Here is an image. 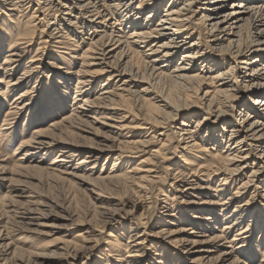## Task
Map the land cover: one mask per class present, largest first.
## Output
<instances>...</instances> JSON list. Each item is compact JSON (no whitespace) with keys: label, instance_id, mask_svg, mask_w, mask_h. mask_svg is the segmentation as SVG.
<instances>
[{"label":"bare ground","instance_id":"bare-ground-1","mask_svg":"<svg viewBox=\"0 0 264 264\" xmlns=\"http://www.w3.org/2000/svg\"><path fill=\"white\" fill-rule=\"evenodd\" d=\"M163 4L164 13L152 24ZM0 7L20 17L31 12L33 22L37 21V25H41L44 31L53 27L47 38L59 45V49L63 50L58 51L61 55H69L67 50L71 49V46L74 47L78 41H89L87 49L77 58L84 61L81 69L74 73L64 71V77L59 84L66 85L72 78H76L77 90L73 97L76 101H73L75 108H72V115L60 123L52 124L48 130L34 129L30 139L18 148V151L21 150L19 160L37 157L44 151L47 153L41 155L45 156L61 145L62 150L57 153L51 165L55 172H61L63 169L64 173L76 178L79 176L72 173L73 171H67L77 155H84V158L76 163L74 172L92 171L102 158L107 160L115 156L110 171L96 180L129 181L137 196L131 203H121L123 207H130L127 216L138 209L143 210L150 204L152 191L157 188V207H161L165 212H172L167 216L169 219L161 221L162 224L167 223L170 226L176 222L188 223L189 227H181L175 231L163 228L155 236H151L146 229L127 232V240L120 244L122 246L117 254L109 256L112 263L107 260V264H142V258L149 251L148 243L153 244L155 252H158L157 259L151 258V264H180L174 257L169 262L166 259L169 256L167 249L157 246L159 242L156 238L164 235L168 236L162 241L165 245L179 250L184 255L198 257L191 259V264H250L263 243L258 242L250 247L249 236H243L251 234L252 229L260 226V223V236H264V0H0ZM134 10L136 11L133 12ZM199 10L202 13L200 18L196 19ZM144 11L148 12L142 17ZM118 13H122L121 22L119 18L116 19ZM6 16L9 17V14ZM124 22L128 25L127 31L123 28ZM4 32L0 30V51L5 44ZM68 33L78 40H72V43ZM195 33L198 34L197 38H194ZM86 35L88 37H85ZM30 39L28 35L10 44L7 50L10 54L4 56L10 58H4L6 68L0 77V85H5L3 91L0 87V99L2 97L4 100L3 96L8 94V90L32 82L31 77L37 71L30 67L26 66L27 69L19 77H12L11 73L26 54V48L31 45ZM132 46L143 58V69L140 71L132 65V57L128 54V47ZM178 55L179 61L172 66ZM61 58L63 57L59 56V59ZM53 65L47 63L49 68L54 69ZM57 70L62 68L57 67ZM102 77L105 79L100 85L101 92L99 91L97 98L91 100L92 87H87ZM155 82H169L195 91L197 87H193V84L198 83L206 85L207 89L201 97L195 98V102L174 103L155 92ZM33 87L26 86L16 96L11 105L12 110L8 111L9 116L35 104V98L31 95ZM133 94L137 101L151 102L153 111L161 114L159 119L152 120L154 125L149 127L161 128V139L152 136L135 141L131 138L138 128L144 125L130 119V109L126 101L128 96ZM59 100L58 96L52 100L57 102L50 107V114L60 111L64 103H58ZM196 107L201 110L202 117L192 126L190 123H193V117L187 113ZM103 112L106 114L105 118H98ZM39 114L40 112H37L35 116ZM178 117H184L179 124L176 123ZM228 119L231 121L228 122ZM8 121L4 120L0 126V136L11 129ZM83 122L99 125L115 137L112 140L105 137L96 146L69 150L68 146L74 145L63 140L62 136L68 133L66 129H78ZM60 125L64 127L61 129L58 127ZM54 131L59 133L58 137L51 134ZM169 136L171 144L167 139ZM116 138L125 139L120 143L130 147V151L119 147L120 144L116 147L110 145V141H117ZM161 142V148L169 143L168 149L163 151L158 148L150 151V157L141 160L138 167L120 175L119 172L125 164H130L150 146ZM177 150L179 152H176ZM209 151L215 154L209 155ZM178 155L183 157L181 164L180 160H177ZM188 155L203 162L196 164L187 158ZM202 156H211L212 163L205 164ZM29 168L41 167L37 164L17 166L14 173L18 175L21 170ZM216 178L218 183L211 191V198L216 201L208 202L211 207L207 208V211L199 208L190 210L194 204L192 199L201 195V190L206 189L210 183L214 184L212 180ZM13 181L8 170H0V182L11 184L14 194L1 197L0 209L6 207L5 211L7 208H14V204L19 202L15 198H26L24 189L19 188L18 184H13ZM234 183H238V192L225 199L228 186ZM248 192L251 194L250 199L244 200V195ZM171 193H174V200L179 206L170 203ZM258 198L263 201L260 202ZM253 201H259V206L262 207L257 214L254 210V213L249 215V218L255 216L250 226L248 222L251 220H247L245 224L244 213L250 210ZM214 204L218 208L212 207ZM230 205L233 206L231 212ZM103 212L101 229L85 228L76 234L74 242L61 248L64 251L65 264L86 263L79 261L84 260L86 256L90 257L99 245V237L103 231L119 222L116 213L105 210ZM17 214L20 219L33 226H40V220L44 217L43 213L42 215L31 209ZM141 216L140 214L139 217ZM127 218L126 221L131 223L132 217ZM138 219V225H146L149 218H144L145 223L143 219ZM220 223L221 229L212 234L197 231L202 227L201 230L208 229L209 232ZM2 232L1 230L0 239ZM107 237L115 240L111 244V250L118 242V235L110 234ZM9 250V244H0V260ZM262 250V258L257 264H264V248ZM172 256L176 254L172 253Z\"/></svg>","mask_w":264,"mask_h":264},{"label":"rangeland","instance_id":"rangeland-1","mask_svg":"<svg viewBox=\"0 0 264 264\" xmlns=\"http://www.w3.org/2000/svg\"><path fill=\"white\" fill-rule=\"evenodd\" d=\"M6 10V8L0 7V30L5 31V44L2 47V51H0V77L3 76L6 68V65H4V56L10 54L7 53L10 44H13L15 41H17L18 38L28 35L31 37V45L26 48V54L17 64L15 70L11 73L12 77H19L24 72V70L27 69L25 68L26 66L37 72L33 73L34 77H31V83L29 82L28 85L18 87L17 89L8 90V94L3 96L4 100L2 99V97L0 99V104H2V108L0 109V126L4 123V120H9L8 122L11 126H9V128L11 129L5 131V134L0 136V170L6 169L11 173V177L14 179L13 184H18L19 188L24 189V197H26L19 200L18 198H15V200L19 202L14 204V208H7L6 211V207L0 209V227H3V229H0V231H3L1 234L2 239L0 240L2 241H0V244H4V246L9 244L10 247L8 254L2 257L3 259L1 258L0 264H65L63 259L64 251L61 250V248L65 244L74 242L76 234L85 228L101 229L104 210L116 213L119 222L111 225V227H108L103 231V233L99 237L100 243L96 247L95 251L90 257L86 256L85 259L80 260L79 263H83L85 261L86 263L83 264H107V260L109 262L111 261V258L109 256L113 257L114 254H117L120 249L119 247L122 246H120V244H124L127 240V232H130L133 229H138V231H145L146 229L148 230V233L151 234V236H155V234L163 228L166 230L169 229V231H175L181 227H189L188 223L180 224L179 222H176L174 223V225L170 226L167 225V223L164 225L162 224L161 221L169 219L167 216L172 212L171 210L165 212L161 209V207H157V197H159L157 188L152 191L153 194L151 195V203L148 204L150 207L146 205L143 210L138 209L134 211V213H132L130 216H127V211H130V207L129 205L127 207H123L121 203L123 201L131 203L135 201L137 196L135 189L129 184V181L126 179L123 180L122 178V180L118 181L96 180V178H98L99 176H105L106 173L110 171L115 160V156L107 160L106 158H102L95 164V169H92V171L83 172L82 170H80L74 172L73 169L75 168L76 163L81 158H84V155H77L76 157H74L73 162L70 163L68 168L69 170L67 171H73L72 173H75V175L79 176L76 178L72 175H67L66 173H64L63 169L61 170L62 173L60 172V170L59 172H55L53 166L51 165L57 153H60V151L62 150L61 145L55 147L53 152L48 153L45 156L41 155L43 153H47L44 151L41 154L37 155V157H28L25 161L19 160V156L21 157V150L18 151V148L24 142L30 139V137L33 135L32 132L34 131V129H40L42 131L48 130L50 129V126L52 124L60 123V121L62 122L72 115V108H75V104H73V101H76L73 99V97L75 96V91L77 90L75 88L76 78H72L73 80L68 81L66 85L60 86L59 84L62 82L61 79L64 77V71H70L74 73V71L76 72L81 69L84 61L77 60V58L80 57L82 52L87 49V44L89 43V41L86 40V43L78 41L79 43L77 42L74 47L71 46V49L67 50V53L69 55H61L58 51L62 52L63 50L59 49V45L51 42V40L47 38V34H51V30L53 29V27L48 31H44V28L41 25H37V21L33 22V20L31 19V12L27 13V16L20 17L19 15L10 14ZM162 10H165V4H163L152 24L156 23L159 20L161 15L164 13L162 12ZM135 11L136 10H134L133 12ZM147 12L148 11L142 12L141 16L145 17L147 15ZM201 13V10H199L195 18H200ZM7 14H9V17L6 16ZM116 16V19L119 18V22L123 20L121 17L122 13H118ZM10 21H12V23ZM124 23L125 25L124 27H122L127 31L128 25H126V22ZM197 35L198 34L195 33L194 38H197ZM85 37H88V35H86ZM68 38L71 39L72 43V40L76 39L75 36L69 33ZM77 40L78 39H76L75 41ZM203 44H205L204 41ZM129 49H131V51ZM136 52L137 50L135 47H128V54L132 57L131 63L134 67H136V69H139L140 71L143 69V58ZM59 56L63 58L59 59ZM8 58L10 57H6L5 60ZM72 58L76 59L73 60ZM179 58L180 57L178 55L173 60L172 66L177 64ZM47 63H53L54 69L49 68V66H47ZM57 67H61L62 70H57ZM242 72H244V70H242ZM104 79L102 77L98 79V81L93 83V85L87 87H92L90 95L91 100H94L99 96L101 92L100 85L103 83ZM26 86H30L31 88L34 86L31 95L35 98V104L30 108L26 107L25 109L9 116L8 111H10L9 109H11L12 103L14 102L16 96L21 91H23ZM153 86L155 92L162 94V96L172 100V102L174 103L183 101L195 102V98L199 96L201 97L207 89L206 85H201L198 83L193 84V87H197L196 91L195 89H185L181 85H175L169 82H155L153 83ZM0 87L2 88L1 91H3L5 85L2 84L0 85ZM193 91L195 94H193ZM55 95L60 97L58 103L60 102L64 104L61 109H59L60 111H55L53 114H50V107L52 105H55L57 102L52 101L55 100ZM126 105L130 109V119H132L133 122L136 123H144V125H141L138 128V131L131 136L133 140L141 141L144 139H149L152 136L155 139L162 138V136H159L160 133H163V130L161 128L157 127L149 129L151 124L154 125L152 120H157L159 119L158 116H161L159 112L153 111L151 102L139 100L137 101V97H135V95L133 94L132 96H128ZM190 110L192 111H189L187 115L193 117V123H190V125L194 126V122L202 117L200 116V114L202 115V112L197 107ZM37 112H40V114L38 116H35ZM197 115L199 116L195 118V116ZM105 116L106 114H104L103 112V114H100L97 117L105 118ZM183 118L184 117H178L176 123L179 124L183 120ZM100 120L102 121V119ZM229 121H231V119H228V122ZM62 125L58 127H64ZM69 129H66L68 133L65 134L64 137L62 136V138L63 140L70 142L75 146L74 147L67 145L69 150L72 151L81 147L96 146L101 143L102 139L105 137H108L109 140L110 138L112 140V138L115 137L103 127L92 123L83 122L78 129ZM51 134L57 137L59 135L57 131H54ZM167 139L168 141H170L171 136H169ZM116 140L117 141H110V145L116 147L119 146L118 144H120L121 146L119 147H123L122 149L130 151V147L120 143L125 139L116 138ZM160 144H162V142L159 144H153L148 150H145L141 155H138L135 159H133L130 164H125L126 166H123L122 171L119 172L120 175L124 174L125 171L128 172L131 171L134 167H138V164L141 160L150 157V151L158 148L165 151L169 147V143L164 144L162 148L160 147ZM176 152H179V150H177ZM209 152V155L212 154L213 156L215 154V152L213 151ZM202 157L205 160V164H211L213 161V158H211V156ZM177 158L178 162L180 160L179 163L181 164L183 157L178 155ZM187 158H190V160H192L196 164L203 162L200 161L201 159H194V157H192L191 155H188ZM42 159L44 160L38 164L37 162ZM36 164L41 168L23 169L21 170L22 172H19L18 175L14 173V168L17 166H29ZM218 178H216V180H212L215 182L214 184L210 183L206 189H202L201 195L197 196V198L192 199L194 204H192L193 206L190 207V210L199 208L207 211L206 209L211 207L208 206V202L210 200L212 202L216 201L215 198H211V195H213L211 194V191L214 190V187L217 185ZM90 180H92V182H90ZM11 186L12 185L7 182H0V199L4 198V196L14 195L11 189L13 188V186ZM237 186L238 183H234L232 184V186H228V191L226 192L224 198L227 199L232 195V193L238 192V190L236 189ZM260 194H262V192H260ZM250 195V192H248L247 195H244V200H249ZM170 197V203L179 206V203L174 200V193H171ZM254 201H257V197L254 198ZM254 201L251 202L252 204L250 210L244 213V220H246L245 224L247 223V220H251V222H248L250 226L255 220V216H253V218H249V215L251 216V214L254 213V210H256V214L259 212V208L262 207L261 205L259 206V203L263 200H260V202L258 201L257 203H254ZM262 203L264 205V202ZM212 207L218 208V206H216L215 204ZM30 209L38 212L39 214H44H42L44 217L40 220V226L28 225V221L19 218L20 216L17 214V212ZM229 209L231 212L233 210V206L230 205ZM140 214L142 215L141 217H139ZM126 216L132 217L131 223H129V221H126ZM161 216L163 219L161 218ZM138 218H140V220L143 219V223L146 222L144 218H149L147 221L148 223L146 225H138ZM221 226L222 224L220 223L219 225L215 226L214 230H211L209 232L208 229L201 230L202 227L197 231L202 234H212L215 232V230H220ZM261 226L262 223H260V226H255L252 229L251 234L247 233L243 236H249L248 245L250 247L252 245H257L258 242L263 243L261 244L260 249H258L256 256H253V260H251L252 262L250 264H257L262 258L264 236L263 238H261L260 236ZM110 234L114 236L118 235V242L116 243V245L112 246L111 250V244H113L115 240H113V238L111 239L107 237ZM166 237L168 236L164 235L162 237L158 236L156 238V241L159 242L157 246H159V248H162L163 246V248H166L169 253L168 258L166 259L171 262V258L174 257V260L177 258V261L181 262L180 264H191V259L195 258L196 256L190 257L188 255H184L179 252V250L165 245L164 243H162V241L165 240ZM152 241L153 240L150 238V242ZM152 246L154 245L148 243V256L146 255L142 258V264H151V262L153 263V260L151 258L157 259L156 253L158 252H155L156 249ZM172 253H175L176 256H172ZM174 260L172 259V262Z\"/></svg>","mask_w":264,"mask_h":264}]
</instances>
